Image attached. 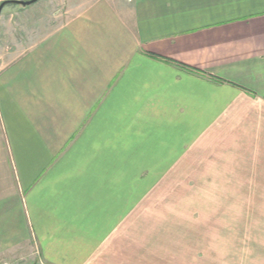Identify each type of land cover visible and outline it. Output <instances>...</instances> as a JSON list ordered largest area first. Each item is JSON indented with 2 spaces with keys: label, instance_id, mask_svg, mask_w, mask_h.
Instances as JSON below:
<instances>
[{
  "label": "crops",
  "instance_id": "crops-1",
  "mask_svg": "<svg viewBox=\"0 0 264 264\" xmlns=\"http://www.w3.org/2000/svg\"><path fill=\"white\" fill-rule=\"evenodd\" d=\"M13 9L0 261L264 264V0Z\"/></svg>",
  "mask_w": 264,
  "mask_h": 264
},
{
  "label": "rangeland",
  "instance_id": "rangeland-1",
  "mask_svg": "<svg viewBox=\"0 0 264 264\" xmlns=\"http://www.w3.org/2000/svg\"><path fill=\"white\" fill-rule=\"evenodd\" d=\"M36 2H34V3H36ZM34 3H32V4H34ZM32 4H30L28 6H31ZM18 6H19L18 4H11V3H8V4L3 6L5 8V11L3 13H2V9L0 11V32L5 31L4 23L6 22V20L9 19V17H13V11H14L13 8L14 7L17 8ZM8 10L9 11L11 10L12 12H9ZM11 31H13V28ZM0 49L2 50V36L0 38ZM177 181L183 182L184 185H185V183L188 185L190 183V180H177ZM0 264H37V261H35V260L31 261V260H26V259H22V260L21 259H19V260L9 259V260H6L5 262L0 261Z\"/></svg>",
  "mask_w": 264,
  "mask_h": 264
},
{
  "label": "water",
  "instance_id": "water-1",
  "mask_svg": "<svg viewBox=\"0 0 264 264\" xmlns=\"http://www.w3.org/2000/svg\"><path fill=\"white\" fill-rule=\"evenodd\" d=\"M38 0H3L2 2H0V11L2 9V7L8 3H12V4H18L21 6H27L30 5L34 2H36Z\"/></svg>",
  "mask_w": 264,
  "mask_h": 264
}]
</instances>
